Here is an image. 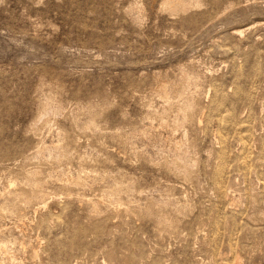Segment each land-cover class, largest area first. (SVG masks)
<instances>
[{
    "label": "rangeland",
    "instance_id": "374dc122",
    "mask_svg": "<svg viewBox=\"0 0 264 264\" xmlns=\"http://www.w3.org/2000/svg\"><path fill=\"white\" fill-rule=\"evenodd\" d=\"M166 1L0 0V264H264V0Z\"/></svg>",
    "mask_w": 264,
    "mask_h": 264
},
{
    "label": "bare ground",
    "instance_id": "6f19581e",
    "mask_svg": "<svg viewBox=\"0 0 264 264\" xmlns=\"http://www.w3.org/2000/svg\"><path fill=\"white\" fill-rule=\"evenodd\" d=\"M182 4H183L182 0H168V1H166L165 6L169 9H177L180 6H182ZM242 31L245 32L244 30H242ZM242 31L240 30L239 32L242 33ZM160 89H161V92L167 97L168 96L167 87L164 83L160 86ZM167 99H168V97H167Z\"/></svg>",
    "mask_w": 264,
    "mask_h": 264
}]
</instances>
